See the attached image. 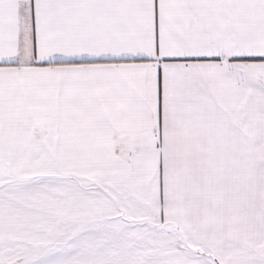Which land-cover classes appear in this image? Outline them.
<instances>
[{
	"label": "snow or ice",
	"instance_id": "6c2138e0",
	"mask_svg": "<svg viewBox=\"0 0 264 264\" xmlns=\"http://www.w3.org/2000/svg\"><path fill=\"white\" fill-rule=\"evenodd\" d=\"M0 264H264V0H0Z\"/></svg>",
	"mask_w": 264,
	"mask_h": 264
}]
</instances>
